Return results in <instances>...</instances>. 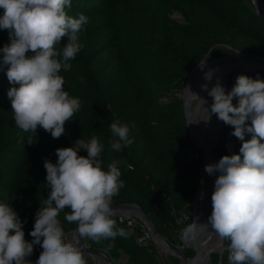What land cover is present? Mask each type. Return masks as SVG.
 <instances>
[{"label": "trees", "instance_id": "16d2710c", "mask_svg": "<svg viewBox=\"0 0 264 264\" xmlns=\"http://www.w3.org/2000/svg\"><path fill=\"white\" fill-rule=\"evenodd\" d=\"M3 11L0 8V16ZM66 12L73 17L84 14L89 23L79 33L82 49L69 61L70 70L60 73L64 90L82 102L60 138H52L43 129L36 135L23 132L15 125L7 93L18 85L10 84L9 66L3 64L0 53V202L11 203L23 222L25 239L32 241L36 212L50 191L45 159L55 163L56 149L96 136L104 144L100 159L105 169L115 164L125 184L112 206L137 205L159 235L175 245L170 212L172 208L185 211L191 224L202 155L187 132L182 101L161 102V93L179 90L213 46L264 58V18L245 0H71ZM171 12L182 21L170 19ZM66 42L64 38L57 47ZM9 43L8 30L0 29V48ZM243 75L264 80V72ZM233 105H238V98H233ZM115 121L129 126L133 140L120 152L108 143L113 138L109 125ZM233 131L230 126V140L238 154L243 142ZM250 138L245 135V140ZM189 150L197 158L189 157ZM78 154L87 156L83 149ZM67 212L66 208L58 217L65 233L77 227L64 219ZM112 218L117 228L131 235L117 236L114 242L85 237L90 250L104 253L113 264H161L151 245L136 244V229ZM41 251L40 245H34L26 259L35 264Z\"/></svg>", "mask_w": 264, "mask_h": 264}, {"label": "clouds", "instance_id": "9594fccd", "mask_svg": "<svg viewBox=\"0 0 264 264\" xmlns=\"http://www.w3.org/2000/svg\"><path fill=\"white\" fill-rule=\"evenodd\" d=\"M70 7L71 0H0L4 10L0 29L8 30L10 38L0 53L3 64L9 66L6 75L10 84L18 85L7 95L15 125L23 132L36 135L43 129L58 139L81 108V100L64 90L60 73L70 70L69 61L81 51L79 33L89 18L68 15L66 8ZM64 38L67 42L58 48ZM212 77L211 70L204 75L206 81ZM201 87L213 98L210 108L204 107L207 101L190 87L185 90L210 113L202 120L208 122L215 114L225 125L233 126L232 135L243 143L238 154L224 155L205 166L209 175L218 173L211 195L212 212L206 223L196 217L182 230L181 239L194 243L210 225L221 240L229 241V264H264V80L241 74L230 91L219 78L210 90L207 84ZM233 98H238V105H233ZM109 127L112 150L120 152L133 143L126 123L115 121ZM246 134L251 138L245 140ZM81 149L87 156L78 154ZM103 150L104 144L93 136L88 141L77 139L73 147L56 149L55 163L45 159L50 191L36 212L32 241L25 239L23 222L11 203L0 202V264H32L26 258L32 255L34 245L42 248L35 264H87L81 249L66 238L58 218L66 208L69 212L64 219L76 224L81 237L114 242L117 236L131 235L117 228L112 218L113 198L125 184L115 164L105 169L100 159Z\"/></svg>", "mask_w": 264, "mask_h": 264}, {"label": "bare ground", "instance_id": "6f19581e", "mask_svg": "<svg viewBox=\"0 0 264 264\" xmlns=\"http://www.w3.org/2000/svg\"><path fill=\"white\" fill-rule=\"evenodd\" d=\"M258 1V0H257ZM256 2V0H255ZM258 11L260 14H264V6H262L261 2L259 3ZM220 60V61H218ZM211 61H218L217 63L213 65H203L204 67H200L198 70L194 71L192 74H190L183 85L182 91H181V101L184 103V116L186 119L187 123V129L190 135V138L195 142L194 144L199 146L201 149H203L205 153V166L208 164L216 163L218 160L214 157H210L208 155L209 151L212 149L214 146L216 139H217V128L220 126L221 121L217 118L215 114L211 116L210 121H208L206 127L204 128V131L202 134L196 133L194 130L192 121V115H191V110H192V103H193V98L186 90L185 88H189L192 93L196 94L197 92H200L202 90V85L204 84H210L214 83V85L217 82V78H219V81L222 85L223 77H224V72L225 69L229 66H235V65H242V64H247V65H262L264 66V60H252V59H244L239 55H229L225 56L219 59H214ZM213 72V77L211 81H206L204 79V75L208 71ZM223 86V85H222ZM226 89V86H225ZM218 173L209 175L206 171L204 172V178H205V183L203 185V188L198 195V198L196 200V217H199V222L200 223H206L208 220V217L211 215L212 212V203H211V195L214 191V181L216 179V176ZM208 188L211 190V194H208ZM201 193H203V198H201ZM210 196V207L207 210L206 209V204H207V199ZM69 239L71 242L76 241V235L72 234L69 236ZM222 244L223 240H221L215 233L214 230L211 229V226L200 233L197 236V239L194 244V249L196 252V256L192 261H189L185 263L184 261L183 264H201L204 263L205 261L210 262V257L212 253L216 252H221L222 251ZM76 246H78L81 251L86 253L85 248L80 246L78 242L76 241L75 243ZM158 245H163L161 242H159ZM164 246V245H163ZM169 250V249H168ZM172 252L171 250H169ZM95 261H97L99 264L103 260L99 257H96L94 255H91Z\"/></svg>", "mask_w": 264, "mask_h": 264}, {"label": "rangeland", "instance_id": "374dc122", "mask_svg": "<svg viewBox=\"0 0 264 264\" xmlns=\"http://www.w3.org/2000/svg\"><path fill=\"white\" fill-rule=\"evenodd\" d=\"M262 6H264V0H260ZM245 3L253 8L255 10V6L252 2V0H245ZM169 18L180 22L182 21V17L176 13V12H171V14L169 15ZM229 55H237L236 53H234L232 50H230L229 48L222 46V45H216L213 46L209 53L207 54L206 58L204 59V57L201 59V63H203V65H213L215 63H217L218 61H211L214 59H219L225 56H229ZM201 63L198 65V67L194 70H198L201 67ZM204 67V66H203ZM193 71V72H194ZM192 72V73H193ZM191 73V74H192ZM231 75V74H230ZM230 75H228L227 77V83H226V91H230L232 89V87L234 86L231 82V78ZM214 86V83H210L208 84V88L209 90ZM182 87H183V83L182 86L179 90H175V89H163V92L161 94V102H178L180 101V95H181V91H182ZM165 90V91H164ZM199 97L205 99L207 101V104L204 105V107H208L210 108L212 102H213V98L208 96L206 91L201 90L200 92L196 93ZM182 108H183V103H182ZM191 115L193 118L192 124L193 127L195 128L194 130H196V133L198 134H202L204 131V128L206 127L208 122H204L202 119H207V117L210 115V113L205 112L203 110V108L200 106V101L197 98H193V103H192V110H191ZM183 116H184V108H183ZM184 121H185V126H186V119L184 116ZM220 140L219 143L216 145L215 147V153L216 155L221 158L224 155H228L227 154V143L230 141V133H229V125H225L222 121L220 123ZM192 140V139H191ZM193 142V141H192ZM195 142H193L194 144ZM195 145V144H194ZM200 154H202L201 151H199ZM208 194H211V190L210 188H208ZM210 207V196L207 199V204H206V209L208 210ZM193 205H192V217H191V224L193 222ZM195 216H196V207H195ZM80 242L83 246L87 247L85 245V237H80ZM76 243V241H75ZM174 248L175 245L171 244ZM163 246V245H160ZM152 250L157 254V257L160 261L161 264H172L173 261H176L178 264H180L179 260L177 258H175L173 255H171V252L168 250V248L166 246L163 247H158L155 245V243L153 242L151 244ZM228 245H227V241L223 240V244H222V251L221 252H216V253H212V261H211V257H210V264H227L228 262V251H227ZM176 249V248H175ZM177 250V249H176ZM185 251L188 252L187 254H185ZM184 252H180L182 254H184L187 258H193L195 256V249H194V243H190L189 247L185 249ZM85 256H87V260L89 261V264H99L97 261H95V259L92 256H88L85 253H83ZM100 264H107L105 261H101Z\"/></svg>", "mask_w": 264, "mask_h": 264}, {"label": "water", "instance_id": "95a60500", "mask_svg": "<svg viewBox=\"0 0 264 264\" xmlns=\"http://www.w3.org/2000/svg\"><path fill=\"white\" fill-rule=\"evenodd\" d=\"M254 6H255V12L258 16L264 18V14H260L259 11H258V5L260 3V0H252ZM230 50H232L234 53H236L237 55L241 56L242 58L244 59H252V60H264V58H261V57H257V56H247L245 54H243L242 52H239L235 49H232V48H229ZM207 55L204 56V59L206 58ZM201 63V61L195 65V67L186 75L185 79L183 80V85H184V82L186 80V78L193 72V70ZM234 71H238V72H241L243 74L245 73H255V72H264V66L262 65H247V64H242V65H235V66H229L225 69V72H224V77H223V81H222V85L225 87L226 86V83H227V77L228 75H230L232 72ZM183 88V87H182ZM181 99V98H180ZM183 108H184V103H183ZM185 113V111H184ZM186 127H187V123H186ZM187 132H188V129H187ZM220 132H221V129H220V126H218L217 128V139H216V142L214 144V146L212 147V149L209 151L208 155L210 157H214L216 158L217 160H219L220 158L216 155L215 153V147L216 145L219 143V140H220ZM189 134V132H188ZM190 136V135H189ZM195 147L202 152V156H201V171H200V180H199V184H198V187H197V190L195 192V195H194V198H193V222L195 221V204H196V200L198 198V195L200 194L202 188H203V185L205 183V178H204V172H205V153L203 151V149H201L199 146L195 145ZM114 211L116 210H120V209H129V210H134L137 212L139 218L141 220H143L147 226L149 227L152 235H153V239H154V242L155 241H161L168 249H170L172 252H171V255H173L175 258H177L180 262V264H183L182 261H184L185 263L189 262V261H192L195 256H196V252H195V256L193 258H187L184 254L180 253L179 251H177L169 242H167L163 237H161L159 235V233L155 230L154 226L152 225L151 221L149 220V217L135 204H121V205H115V206H112ZM192 222V223H193ZM72 234H75L76 235V241L78 242V244H80V246H82L83 248H85V251H86V255L88 256H91V255H94L96 257H99L101 259H103V261H105L107 264H113L106 256L104 253L102 252H97V251H92L90 250L88 247H85L81 244L80 242V235L78 234V232L76 231V229L74 230H71L69 231L68 233H66V236L67 235H72ZM195 244V242H194ZM83 252V251H82ZM84 253V252H83ZM201 264H210V262H207L205 261L204 263H201Z\"/></svg>", "mask_w": 264, "mask_h": 264}, {"label": "built area", "instance_id": "2783aa9c", "mask_svg": "<svg viewBox=\"0 0 264 264\" xmlns=\"http://www.w3.org/2000/svg\"><path fill=\"white\" fill-rule=\"evenodd\" d=\"M238 75H240V72H238V71H234L231 73L230 78H231V82L233 85L235 84L236 77ZM229 133H230V125H229ZM227 154L228 155L234 154L233 144H232L231 140L227 143ZM187 155L191 158H197V154L194 153L192 150L187 151ZM165 199L169 200V198H167L166 196H165ZM170 215L172 217V225H173L174 235L176 237L175 248L179 252H184L185 249L189 247V244H186L181 239V233H182V230L186 226L190 225L189 216L185 211L175 210L173 208L171 209ZM114 216H116L117 221L119 223L124 224L127 228L136 229V234H135L134 240H135L137 245L149 246L154 242L153 235H152L149 227L147 226V224L143 220H141L139 218L136 211L129 210V209H120V210L115 211ZM129 221H132L131 226H129ZM69 236L70 235H67L66 238L70 241ZM159 242H161V241H155L154 243L158 247H163V246L158 245ZM84 257L86 259L87 264H89V261L86 258L87 256L84 255ZM227 264H229V261L227 262Z\"/></svg>", "mask_w": 264, "mask_h": 264}]
</instances>
